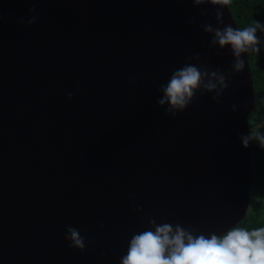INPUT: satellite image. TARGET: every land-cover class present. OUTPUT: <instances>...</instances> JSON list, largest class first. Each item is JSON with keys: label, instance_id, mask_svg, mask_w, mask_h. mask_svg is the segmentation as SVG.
<instances>
[{"label": "water", "instance_id": "95a60500", "mask_svg": "<svg viewBox=\"0 0 264 264\" xmlns=\"http://www.w3.org/2000/svg\"><path fill=\"white\" fill-rule=\"evenodd\" d=\"M217 11L237 29L192 0H0V264H120L151 220L205 237L242 221L254 89L246 53L231 75L230 46L209 47ZM185 63L228 88L165 116L159 89Z\"/></svg>", "mask_w": 264, "mask_h": 264}, {"label": "clouds", "instance_id": "9594fccd", "mask_svg": "<svg viewBox=\"0 0 264 264\" xmlns=\"http://www.w3.org/2000/svg\"><path fill=\"white\" fill-rule=\"evenodd\" d=\"M231 0H192L194 6L205 3L210 5H228ZM34 13L35 9H29ZM203 15V13H202ZM36 17L27 20L30 26ZM216 26L204 24L203 31L211 35L209 47L224 49L230 46L233 56L231 75L241 73L245 68V61L241 59L244 53L259 54L261 39L258 30L264 32V23L254 21L253 26L244 29H234L231 25H224L223 13L215 14ZM195 21L193 20L192 23ZM19 23H24L21 19ZM221 25H224L221 27ZM190 59L199 61V55ZM135 83V81H132ZM228 88V75L220 70H208L192 63H185L183 67L173 71L166 85H161L162 94L157 100V106L164 108V115L175 118L192 103L197 92L212 94L213 103L220 104V97ZM68 99H72L69 93ZM233 112L236 106L233 105ZM253 137L251 134L241 135V146L247 148ZM255 139L264 147V132L258 133ZM149 229L134 234L129 242L127 254L120 264H264V228L251 232L242 228H234L218 237L211 233L208 237L203 234L194 235L192 231L179 223L173 225L163 223L157 225L155 220L149 221ZM69 247L80 252L85 250L86 237L71 226L66 229Z\"/></svg>", "mask_w": 264, "mask_h": 264}, {"label": "trees", "instance_id": "16d2710c", "mask_svg": "<svg viewBox=\"0 0 264 264\" xmlns=\"http://www.w3.org/2000/svg\"><path fill=\"white\" fill-rule=\"evenodd\" d=\"M227 6L237 29L253 26L254 21L264 23V0H231ZM257 36L262 41L260 53H246L255 99L254 109L247 118L253 137L251 201L246 216L232 228L249 232L264 228V147L255 139L258 133L264 132V32L258 30Z\"/></svg>", "mask_w": 264, "mask_h": 264}, {"label": "bare ground", "instance_id": "6f19581e", "mask_svg": "<svg viewBox=\"0 0 264 264\" xmlns=\"http://www.w3.org/2000/svg\"><path fill=\"white\" fill-rule=\"evenodd\" d=\"M250 208V207H249Z\"/></svg>", "mask_w": 264, "mask_h": 264}]
</instances>
